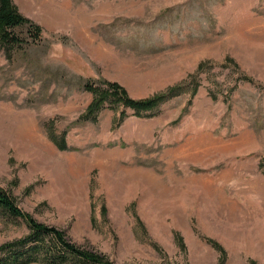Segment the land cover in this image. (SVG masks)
<instances>
[{
  "label": "rangeland",
  "instance_id": "374dc122",
  "mask_svg": "<svg viewBox=\"0 0 264 264\" xmlns=\"http://www.w3.org/2000/svg\"><path fill=\"white\" fill-rule=\"evenodd\" d=\"M13 2L43 27L0 41V185L22 209L112 264H264V0ZM102 79L173 94L84 120ZM29 232L0 215V245Z\"/></svg>",
  "mask_w": 264,
  "mask_h": 264
},
{
  "label": "trees",
  "instance_id": "16d2710c",
  "mask_svg": "<svg viewBox=\"0 0 264 264\" xmlns=\"http://www.w3.org/2000/svg\"><path fill=\"white\" fill-rule=\"evenodd\" d=\"M19 28L26 29L27 37L18 31ZM42 33L43 27L19 11L13 0H0V41L6 49L13 50L26 43H37L41 41ZM84 89L94 94L82 118L84 120L95 118L107 103L122 104L131 108L135 115L149 116L150 112L173 94L169 91L136 99L119 82L106 79H102L99 84L87 82ZM124 117L125 112L122 111L120 121ZM2 214L25 219L30 232L23 238L0 245V264H112L103 253L79 246L68 239L63 230L36 220L22 209L12 191L0 185Z\"/></svg>",
  "mask_w": 264,
  "mask_h": 264
}]
</instances>
